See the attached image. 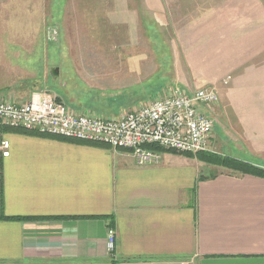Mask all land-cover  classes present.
<instances>
[{"label": "crops", "instance_id": "1", "mask_svg": "<svg viewBox=\"0 0 264 264\" xmlns=\"http://www.w3.org/2000/svg\"><path fill=\"white\" fill-rule=\"evenodd\" d=\"M160 3L147 4L141 20L145 34L158 24L170 37L172 75L168 63L112 96L90 91L81 102L91 105L74 109L103 116L167 86L214 88L209 152L264 169V0ZM33 73L0 70V101L28 102L36 92L19 87L39 81ZM7 128L0 125V144L10 143L9 157L0 150V264H264V178L217 168L198 153L161 151L159 163L141 166L130 151ZM206 169L220 174L201 180Z\"/></svg>", "mask_w": 264, "mask_h": 264}, {"label": "rangeland", "instance_id": "2", "mask_svg": "<svg viewBox=\"0 0 264 264\" xmlns=\"http://www.w3.org/2000/svg\"><path fill=\"white\" fill-rule=\"evenodd\" d=\"M160 1L0 0V70L40 73L39 81L19 87L25 89L21 93L50 92L76 109L81 104L91 105V101L81 102L89 98L90 91L101 89L106 96H112L122 85L136 79L143 82L165 69L163 66L168 68V63L171 67L166 71L171 76L174 58L167 62L164 57L173 53L170 37L160 32L158 24L151 35L145 34L146 25L141 20L147 4L156 8ZM133 10L140 15L139 21ZM148 22L154 24L152 20ZM156 36L169 42L161 43ZM138 62L142 65L138 66ZM56 68L59 72L55 77L52 73ZM140 70L145 73L139 75ZM132 107L123 101L113 106L111 114L100 113L108 118ZM209 150L207 147L202 152ZM204 172L214 173L210 169Z\"/></svg>", "mask_w": 264, "mask_h": 264}, {"label": "built area", "instance_id": "3", "mask_svg": "<svg viewBox=\"0 0 264 264\" xmlns=\"http://www.w3.org/2000/svg\"><path fill=\"white\" fill-rule=\"evenodd\" d=\"M214 88L185 92L167 86L149 101L111 117L92 110L78 111L50 92H36L24 104L0 102V125L56 138L110 146L132 153L138 165L157 164L158 146L180 154L206 151L215 120L208 113L219 103ZM2 156H10V143L0 144ZM2 177L0 171V192ZM1 207V203H0ZM116 234L110 229L108 245L115 250Z\"/></svg>", "mask_w": 264, "mask_h": 264}, {"label": "trees", "instance_id": "4", "mask_svg": "<svg viewBox=\"0 0 264 264\" xmlns=\"http://www.w3.org/2000/svg\"><path fill=\"white\" fill-rule=\"evenodd\" d=\"M167 59H168L167 61L171 60L170 57H168ZM7 129H9V130L11 129V130H14L18 133H22V134H26V135H35V136H40V137H51V136L39 134L37 132H29V131L22 130V129H15V128H7ZM54 138H56V137H54ZM76 142H78V141H76ZM79 143H83V142H79ZM94 145L104 147V148H111L110 146L102 145V144H94ZM148 148L152 149L154 151H158V152H161V151L162 152L163 151L172 152L169 150L162 149L158 146H149ZM125 151H127V150H125ZM187 155L192 156V154H187ZM196 157L200 161L208 163L210 165H213L217 168H224V169L232 170L234 172H238V173L243 174V175L249 174V175L264 178V169L257 168L255 166H252L248 163L241 162L239 160H234V159H230L228 157H223L219 154L212 153V152H200L196 155ZM219 174L220 173L217 170L210 175L202 174L201 180L215 179L216 177H218ZM6 219L19 220V221L25 220L23 218H6ZM35 220H38V219H35Z\"/></svg>", "mask_w": 264, "mask_h": 264}, {"label": "water", "instance_id": "5", "mask_svg": "<svg viewBox=\"0 0 264 264\" xmlns=\"http://www.w3.org/2000/svg\"><path fill=\"white\" fill-rule=\"evenodd\" d=\"M58 72H59V71H58V69H57V68H56V69H54V71H53V73H52V74H53V76L57 75V74H58ZM55 77H56V76H55Z\"/></svg>", "mask_w": 264, "mask_h": 264}]
</instances>
